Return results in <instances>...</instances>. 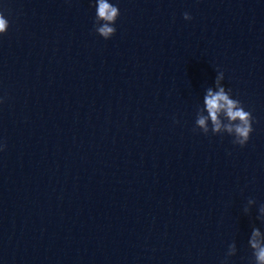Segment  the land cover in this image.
<instances>
[{"label":"water","instance_id":"1","mask_svg":"<svg viewBox=\"0 0 264 264\" xmlns=\"http://www.w3.org/2000/svg\"><path fill=\"white\" fill-rule=\"evenodd\" d=\"M109 2L0 0V264H254L264 0ZM218 72L243 147L195 123Z\"/></svg>","mask_w":264,"mask_h":264},{"label":"clouds","instance_id":"2","mask_svg":"<svg viewBox=\"0 0 264 264\" xmlns=\"http://www.w3.org/2000/svg\"><path fill=\"white\" fill-rule=\"evenodd\" d=\"M95 30L105 39L115 34V21L120 15L119 7L110 3L109 0H95ZM184 19L190 20L192 17L188 12L183 14ZM9 27V21L5 18L3 12H0V34L5 33ZM224 79L223 72L216 75V89L209 87L204 96V106L197 113L195 121L199 129L204 134L209 132V121L211 122V132L213 134L228 133L234 137L233 143L243 147L249 140L253 131L252 122L254 117L250 111H246L239 99L232 98L231 89H226L221 81ZM206 110L207 114H204ZM247 203L253 205L255 200L249 198ZM248 211V208H245ZM258 219L264 220V204L259 207ZM251 249L253 250L254 264H264V239L261 238V230L258 227L252 229L251 238L249 240ZM236 253L235 242L228 246L225 259L221 264H227V257Z\"/></svg>","mask_w":264,"mask_h":264}]
</instances>
